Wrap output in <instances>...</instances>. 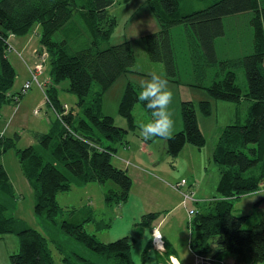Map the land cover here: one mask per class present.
<instances>
[{
	"label": "trees",
	"instance_id": "trees-1",
	"mask_svg": "<svg viewBox=\"0 0 264 264\" xmlns=\"http://www.w3.org/2000/svg\"><path fill=\"white\" fill-rule=\"evenodd\" d=\"M128 1L0 0V108L11 102L17 104L22 98L14 102L8 95L16 78L8 58V38L27 35L39 26V44L47 53L49 66L44 94L47 106L56 115L48 131L33 132L37 146L18 148V133L13 137L0 134V158L10 149L14 150L21 171L33 189V214L43 223L40 231L14 216L15 189L0 162V239L7 234L15 235L18 248L9 255L10 264H56L49 242L63 255V263L72 264L61 245L48 237L49 226L58 227V231L90 251V257L75 254L81 264H136L130 236L100 241L85 228L88 222L94 221L92 209L83 208L78 217L81 209L61 206L57 200L58 194L70 191L73 185L108 182L111 184L103 189L107 205L121 204L129 198L131 177L126 169L112 163V156L117 152V144L128 147L127 133L136 128L135 104L140 103L149 115L151 111L137 99L141 89L128 81L118 106L127 127L115 125L113 117L102 112L104 92L120 75L133 71L135 56L127 40L99 46L100 41L109 39L116 24L109 7ZM181 1L147 0L158 25L156 31L141 37L149 60L164 65L166 76L163 78L182 83L172 28L184 25L196 77L203 78L207 67L219 66L217 77L208 85L199 82L189 85L205 89L212 98L236 104L234 119L224 126L212 150L211 160L218 171V196L202 210L194 211L189 221L188 245L195 255L206 259L229 253L232 264H261L264 263V216L244 228L248 215L236 214L233 201L264 188V0H194L201 5L196 9L182 5ZM246 11L253 12L252 52L218 60L215 39L224 35L223 17ZM74 12L79 14L91 44L69 53L65 38L53 40L52 37L58 30H65L68 35L67 24L74 29L69 26ZM239 69L244 73L246 89L237 82ZM65 80L68 84L64 90L78 99V112L66 110L58 98L59 84ZM93 82L98 90L88 100ZM242 100H249L243 119L237 108ZM198 106L202 115L211 114L209 100L199 101ZM181 118L183 128L165 140V152L171 163L186 144L200 150L206 142L191 100L181 101ZM157 138L145 141L142 137L146 143ZM260 204H264V196L255 203ZM64 214L69 216L63 218ZM159 214H143L137 226L152 230ZM60 216L63 219L59 221ZM164 244L163 256L167 260L173 250L167 240ZM149 248H143L141 264L148 257Z\"/></svg>",
	"mask_w": 264,
	"mask_h": 264
},
{
	"label": "rangeland",
	"instance_id": "rangeland-1",
	"mask_svg": "<svg viewBox=\"0 0 264 264\" xmlns=\"http://www.w3.org/2000/svg\"><path fill=\"white\" fill-rule=\"evenodd\" d=\"M77 1L81 2V0ZM181 4L191 6L190 9H196L201 6L197 5V2L194 0H183ZM109 13L116 18V24L109 39L100 41L99 46L103 48L127 40L134 52L135 63L132 67V72L120 75L104 92L102 96V112L112 116L115 125L126 128V119L118 113L119 102L126 83L131 81L138 88L142 89V85L150 79V73L154 72L164 77L166 76V71L162 63L149 60L144 43L142 42L141 37L143 35L158 29L157 22L147 5V0H129L126 3H114L109 7ZM252 16V11H246L223 17L224 35L215 39V50L218 60L239 57L252 52L253 32L250 22ZM69 26H73L74 29L69 28L67 24L68 35L65 30H58L53 35V40L65 38L67 40V51L69 53L90 46L91 37L87 32L83 31V23L77 12H74ZM39 31V26H36L28 35H23L24 37L16 36L12 41L15 46L13 45V48L10 45L13 50L10 51L11 54L9 58L14 59L16 66L20 64L21 67H26L25 62L27 64L32 62L33 48L40 47ZM28 36L32 37L31 42L28 46L23 48L21 43ZM172 36L173 42L177 48L179 76L182 81V83L176 84L167 80L168 86L173 92V101L169 105V111L172 113V119L174 120L173 133L183 128L181 101L191 100L196 108L198 125L206 142L200 150L190 144H186L173 163H171L170 157L165 152L166 143L164 139L157 138L151 143H147L146 149H143V139L140 135L139 125L149 122L151 115L145 112L140 103H136L133 108L136 128L128 131L126 136V140L129 142L128 148L131 150V158L126 157L128 153L127 147L117 144V152L112 156V163L117 167L119 166V168L126 169L129 176L131 174L134 182V198L138 197L140 199L139 206H141V209H138L137 212H139V210H143L141 212L145 213L160 211V217L156 220L157 224L163 215L169 211L167 217L162 221L163 225L161 226V223V227L159 226L158 228L163 235L165 231L171 234L169 240L177 247L187 250L190 231V222L188 221L187 224V213L189 216H192L195 210H202L208 202L218 196L216 192L218 171L211 160L212 150L224 126L234 119L236 104L212 98L205 89L189 85L190 83L194 84L197 82L208 85L213 78L217 77L219 66L207 67L203 78H197L196 72L193 69V60L191 59L184 25L173 27ZM35 54L38 60L41 55L38 53ZM44 59L45 65L43 73L39 77L41 81H46L43 90L48 84L47 81L49 79L47 56H44ZM22 82V76L16 78L12 88H18ZM237 82L243 89H246L245 76L241 69L237 71ZM67 84V80L59 84V98L61 102L66 105V110L71 109L78 112L79 106L77 105V97L64 90ZM97 90L98 85L93 82L91 93L87 99L90 100L93 92ZM27 92L28 94L32 93L29 102H25L21 107H19V102L21 100L18 104H13L12 102V104H9V109L11 111H17V120H15L14 125L5 129V136L13 137L14 133H18L20 136L19 140L16 142L18 148H24L29 145L37 146V141L33 136V132H46L48 122L56 119L53 110L47 106L46 98L39 86L37 87V85L33 83ZM202 100L210 101L211 114L209 116H204L200 113L198 105L199 101ZM248 105L249 100H242L237 104L239 116L242 119L245 117ZM34 110H38V113H34ZM14 126H16L15 129ZM121 155L125 156L124 159H126V161H121ZM0 162L7 171L15 188L16 206L14 216H16L19 221L21 220L27 225L41 231L43 223L33 214V189L28 185L21 173L14 150L10 149L7 151L0 158ZM181 178L185 179L187 183L182 187H175L176 181H180ZM110 184L109 182L105 185L90 183L83 188L84 191L74 188L68 192L60 193V196H57V200L61 206L68 205L81 209L77 214L79 217L83 212L82 209L88 207V199H91L90 206L94 209L96 219L98 220L96 222L99 223L100 221L103 226L95 229V223L91 222L85 225L86 230L94 233L96 237L103 242L114 241L126 235L130 236L133 239V259L136 264H141L140 254L144 246V238L137 226V221L140 220L141 213H134L136 218L134 221L131 217L132 215L124 212V207L119 209L112 205L104 206L97 192L98 189L103 190ZM186 191L192 193L189 194L192 199H186L187 203L183 205L181 202L183 199L182 193ZM263 196L264 188L234 199V212L240 215H248L243 222L244 228L250 227L264 216V204L255 205ZM190 209H193V213L189 212ZM68 216L69 214L62 215L63 218H67ZM62 217L60 216L58 220L60 221V219H63ZM49 229V233L46 231L48 237L61 245L64 254L69 256V260L72 264H81V260L75 255L76 253L85 257L91 256L88 249L68 237L67 234L61 233L60 230L58 231V227L49 226ZM12 235L13 234H10L5 237L9 255L16 252L18 249L17 240L14 238L15 235ZM12 239H15V242H13ZM48 248L56 264H65L62 261L63 255L56 250L52 243H48ZM230 256L232 258V255L229 253H224L211 259L207 258V261L210 260L213 264H232L233 261H229ZM184 258L187 262L192 261V256L187 251L184 252ZM8 259L9 256L8 258L6 256L5 260H7V264H10ZM195 261L196 257L194 256V263ZM0 264L2 263L0 262Z\"/></svg>",
	"mask_w": 264,
	"mask_h": 264
},
{
	"label": "crops",
	"instance_id": "crops-1",
	"mask_svg": "<svg viewBox=\"0 0 264 264\" xmlns=\"http://www.w3.org/2000/svg\"><path fill=\"white\" fill-rule=\"evenodd\" d=\"M28 35V34H27ZM16 37V35H10L9 36V38H8V41H9V43H10V45L14 48V46H15V44L12 42L13 40H14V38ZM24 37V36H23ZM31 39H32V37L31 36H28V37H26V39H24L23 41H22V47L23 48H25L26 46H28V44L31 42ZM14 45V46H13ZM39 48L40 47H38V48H33V50H32V62L30 63V64H27L26 62H25V65H26V67H24V66H22L21 67V65L20 64H18L17 66H16V64H15V62H14V59L13 58H11L12 60H13V62H12V60L9 58L10 57V54H11V52H9L8 53V58H9V60H10V62L12 63V65H13V67H14V69H15V72H16V78H18V77H20V76H22L23 77V82H22V84L28 79V77H29V71H30V69L33 67V65H34V63L36 62V60H37V58H36V54L35 53H38L37 51L39 50ZM19 53V52H18ZM20 56V55H19ZM14 63V64H13ZM15 78V79H16ZM22 84H20V86L18 87V88H16V89H11L10 90V92L9 93H11V94H14L15 92H17L19 89H20V87L22 86ZM38 87V86H37ZM39 88H41L42 89V91H43V93H44V90H43V87H39ZM32 93H29L28 94V92L27 93H25L23 96H22V98H21V101L19 102L20 104V106L19 107H21V106H23L24 105V103L25 102H29V100H30V98H31V95ZM44 96H45V94H44ZM58 98H59V93H58ZM46 100V99H45ZM59 100H60V98H59ZM60 102H61V100H60ZM62 103V102H61ZM9 104H12V103H9ZM9 104H5V105H3L1 108H0V134H3L4 136H5V129L7 128V127H9V126H11V125H14V122H15V120H17V118H16V114H17V111H11L10 109H9ZM18 104V103H17ZM13 119H14V121H13ZM48 121H49V119H48ZM51 122V121H50ZM50 122H48V125H47V130L46 131H48L49 130V127H50ZM15 127L16 126H14V129H15ZM38 132H40V131H38ZM142 148L143 149H146V146H147V143L145 142V141H142ZM128 147H129V142H128ZM126 148L128 151V153H127V155H126V157L127 158H131V150L129 149V148ZM124 155H125V153H124ZM124 155H121L120 156V158L122 159L121 161H126V159H124ZM2 164V163H1ZM4 167V166H3ZM19 167H20V165H19ZM119 167V166H118ZM20 170H21V168H20ZM7 172V171H6ZM21 173H22V171H21ZM8 174V173H7ZM23 174V173H22ZM9 176V175H8ZM24 176V175H23ZM130 176H131V174H130ZM24 178H25V176H24ZM131 178H132V176H131ZM10 179V178H9ZM26 179V178H25ZM182 179V178H181ZM11 181V180H10ZM178 181V180H177ZM176 181V182H177ZM12 182V181H11ZM26 182L28 183V181H27V179H26ZM133 178H132V186H131V189H130V194H129V198H128V200L126 201V202H124V203H121V204H112V206H115V207H118L119 209H121V208H123L124 207V212L126 213V214H129V215H132L131 217L134 219V221H135V216H134V213H141L140 215L142 216L143 214H145V212H141V211H143V210H139V212H137V210L138 209H141L140 207L141 206H139V198L138 197H136V198H134V193H133ZM13 184V183H12ZM88 184H90V183H88ZM88 184H85V185H82V186H78V185H73L72 186V189L71 190H73L74 188H78V189H82L83 190V188H85ZM29 185V184H28ZM30 186V185H29ZM14 187V186H13ZM31 187V186H30ZM15 189V188H14ZM84 191V190H83ZM98 194H99V196H100V200H102V202H103V205L104 206H111V205H107V204H105V202H104V198H103V190L101 189V190H99L98 189V192H97ZM58 196H60V194H58ZM182 196H183V193H182ZM88 201H89V203H88V207L90 208V209H92L93 210V213H94V209L92 208V206H90V204H91V199H88ZM182 204L183 205H185L186 203H187V200L186 199H184V196H183V199H182ZM65 206H67V207H70V206H68V205H65ZM139 207V208H137V207ZM143 209V208H142ZM191 210V209H190ZM160 212V211H159ZM76 214V213H75ZM161 214V213H160ZM160 214H159V216L157 217V219L160 217ZM169 214V211L167 212V213H165L164 215H163V217L158 221V223L156 224V220H154V222H153V229H155V230H157L161 235H162V238L164 239V240H167V242L169 243V245H170V248L173 250L172 251V255H170V257H169V259H164V251L162 252V251H158V250H156L153 246H152V243H151V232H152V230H150L149 228H147V227H144V228H142L141 226H138V228H139V231L140 232H142V235H143V238H144V246H143V248L144 247H146V246H150V248H149V250H148V257H147V259H146V261L143 263V264H170L171 262H170V258L172 257L173 258V261H174V264H194V253H192V251H191V249L189 248V245H187V250H185V249H183V248H180V247H177L173 242H171L170 240H169V237H170V235L171 234H169L167 231H165V234L163 235L161 232H160V230H159V226H160V224L162 223V221H163V219L164 218H166L167 217V215ZM141 216H140V218H141ZM192 216H189L188 215V213H187V224H188V221H190L189 219L191 218ZM96 221H98L97 219H96V216H95V213H94V221H91V222H94L95 223V225H94V227H95V229H98V228H101L103 225H102V223L99 221V223H97ZM140 220H138L137 222H139ZM91 222H88V223H91ZM163 225V223L161 224V226ZM160 226V227H161ZM40 229V228H39ZM166 229V228H165ZM10 234H7V235H5V236H3L1 239H0V262L2 263V264H7V260H5V258H6V256H7V258H8V256H9V252H8V249H7V246H6V243H5V237L6 236H9ZM13 236V235H12ZM15 239H16V237H14ZM189 238H190V231H189ZM15 239H12V241L13 242H15ZM17 240V239H16ZM16 243H17V241H16ZM188 243H189V240H188ZM164 246H165V244H164ZM143 250V249H142ZM189 252L190 254H191V256H192V261H190V262H187V261H185V258H184V252ZM142 252V251H141ZM228 259V258H227ZM9 260V259H8ZM10 261V260H9ZM229 261H233L232 260V258H231V256H230V260ZM141 263V262H140Z\"/></svg>",
	"mask_w": 264,
	"mask_h": 264
},
{
	"label": "clouds",
	"instance_id": "clouds-1",
	"mask_svg": "<svg viewBox=\"0 0 264 264\" xmlns=\"http://www.w3.org/2000/svg\"><path fill=\"white\" fill-rule=\"evenodd\" d=\"M150 79L142 85L137 99L151 111V119L139 125L140 135L145 141L159 137L167 140L173 137L174 120L169 111L173 101V92L167 79L156 73H150Z\"/></svg>",
	"mask_w": 264,
	"mask_h": 264
},
{
	"label": "built area",
	"instance_id": "built-area-1",
	"mask_svg": "<svg viewBox=\"0 0 264 264\" xmlns=\"http://www.w3.org/2000/svg\"><path fill=\"white\" fill-rule=\"evenodd\" d=\"M12 50H13V48L10 46L9 51H12ZM40 55H41L40 58H38V60L34 63L33 67L29 71V79H27L22 84V86L20 87V89L17 92H15L12 95L8 94L13 99L14 102L18 101V99L27 92V90L31 87V85L33 83H35L39 87L45 86L46 81H41L39 79V77L43 73V68L45 65L44 64V61H45L44 56H47V53L45 52V50H43V53ZM47 82H49V80ZM63 106L65 109L67 108L65 104ZM34 113H38V110H34ZM186 183L187 182L185 179H181L180 181L176 182L175 187H178V186L182 187ZM190 193H191L190 191L183 192L184 198L185 199H192V197H190V195H189ZM189 212L193 213V209H191ZM155 231H157V230L153 229L152 233H151L152 244L157 250L163 251L164 250V240L162 238V235L159 232H158V235H156ZM195 257H196V261L194 264H204V263L213 264L212 262H210V260L207 261V259L204 258L203 256L195 255ZM170 262H171V264H174L172 257L170 258Z\"/></svg>",
	"mask_w": 264,
	"mask_h": 264
},
{
	"label": "water",
	"instance_id": "water-1",
	"mask_svg": "<svg viewBox=\"0 0 264 264\" xmlns=\"http://www.w3.org/2000/svg\"><path fill=\"white\" fill-rule=\"evenodd\" d=\"M37 52H38V54H42V53H43V48L40 47L39 50H38Z\"/></svg>",
	"mask_w": 264,
	"mask_h": 264
},
{
	"label": "bare ground",
	"instance_id": "bare-ground-1",
	"mask_svg": "<svg viewBox=\"0 0 264 264\" xmlns=\"http://www.w3.org/2000/svg\"><path fill=\"white\" fill-rule=\"evenodd\" d=\"M156 235H158V231H155Z\"/></svg>",
	"mask_w": 264,
	"mask_h": 264
}]
</instances>
